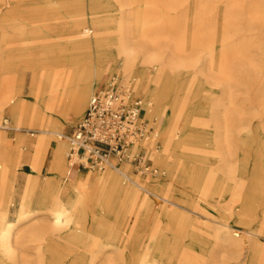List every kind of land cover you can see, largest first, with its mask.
I'll use <instances>...</instances> for the list:
<instances>
[{
	"label": "rangeland",
	"instance_id": "374dc122",
	"mask_svg": "<svg viewBox=\"0 0 264 264\" xmlns=\"http://www.w3.org/2000/svg\"><path fill=\"white\" fill-rule=\"evenodd\" d=\"M229 2L233 12L239 15L240 22L239 27L236 26L230 31L228 43L244 47L245 52L241 68L232 75L234 80L231 79L230 85L235 90L240 88L237 95L241 98L247 112L242 124L236 127L237 131L233 134L231 156L227 162L231 160V165L238 164L239 173L242 172L244 177H231V181L226 182L224 189L221 188L222 181L226 180L217 169L221 159L219 152L222 148L215 146L213 142L214 122L207 117L203 118L200 127H194L200 132V137L197 138L196 134H193L195 136L193 137L190 130L185 136L187 142L192 144L190 147L200 152L198 159L194 161V169L190 170L189 175L181 174L175 177L171 173L167 174L163 169L164 158L157 161L145 146H140L136 151L143 148L146 158H150L153 165L158 167L159 173L152 176L163 183L160 184L159 189H154L156 196L147 194V197L156 199L158 202L163 201L162 197L169 198L203 214V211L207 209L211 216L229 223L233 228L253 231L257 229L260 233L258 239L264 244V19L247 18L248 0H229ZM53 3V0H0V158L5 151H8L7 155L11 160L10 164L3 162L5 165L0 166V174H2L0 184L8 185L1 187L0 198L6 199L3 209L6 217L11 220L18 215L21 204L25 200L28 201L26 206L24 205L27 210L23 212L28 216L22 218L20 224L27 226L26 231L20 236L18 243L12 242L15 257L6 259L0 256V264H16L23 259L31 264H101L103 257L112 251H114L112 257L120 264H139L141 256L160 236L166 237L162 247L169 249L163 248V250L171 253L167 260L168 264L179 262L264 264V258L258 263L256 256L260 255L261 250H252L248 244L238 249L215 243L217 231L215 227L210 226L215 224L205 217L203 219L201 217L204 221V224H201L203 230H198L197 224L192 223L193 218H188L181 224L178 220L173 221L172 218L161 216L159 211H155L151 213L149 223L146 226H140L146 216L145 204L132 208L127 202L109 200L105 203L100 198L88 196L81 200L80 204L76 203L77 206L70 207L68 220L64 221L59 228L53 230L46 227L40 228L44 225L42 219L47 213L40 209L38 199L43 196V192H46V198L51 203L59 195L57 177L66 175V153L63 152L64 164L60 172L51 166V154L45 149H39L32 159L34 152L32 143L37 140V130L28 129L22 123L17 124V95L20 91L23 96L28 95L30 70L22 69L26 73V81L21 86L17 79V72L22 70H18L17 64L29 62L31 50H35V54L36 50H40L38 53L47 50H41L40 47L43 46L40 45L33 46L35 41L52 44L60 39V34L66 31L69 24L76 21L88 25L95 32L98 26L90 23L91 19L96 17L99 20H109L114 12L113 5L110 8L100 0H70L62 4V8L57 11L51 10ZM32 4L34 8H26V5ZM66 35L68 34L62 36ZM221 45V42L216 39L213 45L214 57H217ZM168 55L169 49L165 47L161 58L166 59ZM207 57L208 50L200 48L196 52L195 60L193 57L184 59L186 66L181 69L184 71L177 69L179 73L176 74L175 71L176 76L172 73V77L181 82L182 90L190 79L196 78L192 64L196 63L199 66ZM251 61H254V67H249L248 64ZM153 62L155 61H150L147 65L150 69L153 67ZM109 77L110 74H102L99 83L95 86L97 87ZM198 77L197 84L191 87L194 88L193 97L189 100L185 113L193 114L197 109L210 112L211 99L220 91L219 84L214 79L208 78L206 68L204 75ZM133 95V98L142 99V103L148 98L142 96L140 91H135ZM81 115L82 113L71 110L67 115L68 120L63 123L60 140L63 142L64 150L67 141L64 135H68L71 126ZM141 117L146 119L154 129L146 138L155 137V144H161L158 147L163 149L162 142L157 140L161 119L156 105H153L149 114L141 115ZM172 119L170 137L174 138L183 132L187 122L185 116L181 115ZM174 150L178 152V148ZM16 152L19 156L22 155L20 159ZM25 154L28 155L25 157ZM120 167L137 181H147L152 177L135 172L134 167L128 162L122 163ZM105 168L97 170L101 172ZM73 175L74 173L71 172L69 177L72 178ZM245 177V187L244 185L235 187L241 188L240 193H235L238 200L231 204L235 213L231 207L233 216L227 213L222 215L221 209L229 205L235 195L231 194V191L234 192L232 183H242ZM32 189L36 190L31 197ZM245 195H249L247 201H244ZM228 198V202H224ZM63 199L67 201L65 196ZM156 207L155 203L154 209ZM237 210L244 215L237 217ZM187 212L195 218L194 212ZM165 226L168 229L159 232ZM133 238L136 240H132ZM113 247L119 248L121 253H118V250L115 251ZM254 252L256 255L253 254ZM185 256L188 258H184Z\"/></svg>",
	"mask_w": 264,
	"mask_h": 264
},
{
	"label": "bare ground",
	"instance_id": "6f19581e",
	"mask_svg": "<svg viewBox=\"0 0 264 264\" xmlns=\"http://www.w3.org/2000/svg\"><path fill=\"white\" fill-rule=\"evenodd\" d=\"M68 1L70 0H53L55 4L53 3L51 10L57 11L62 8V4ZM100 1L109 5L110 8L113 5L115 13H112L109 20H99L93 17L90 23L98 26L97 31L94 32L88 25H83L78 21L73 22L68 25L65 32L60 34V39L52 44L35 41L33 46L40 45L43 46L40 47L41 50H47L40 53H38L40 50H36V54L35 50H31L29 62L17 64L18 70H30L28 95L23 96L22 91L17 95V124L22 123L28 129L37 130V140L32 143L34 147L32 159L39 149H45L51 154V166L60 172L64 164L63 152L67 155L68 151L67 134L64 135L67 139L65 150L60 140L61 129L63 123L68 120V113L71 110L83 113L87 98L92 94L95 85L99 83L102 74H110L109 79L113 80L126 98L132 99L135 91H140L142 96L148 97L141 105V115L149 114L153 105H156L160 114V134L157 140L162 142L163 149L158 147L161 144H155V137L146 138L149 132L144 138L130 145L127 153L135 152L140 146H145L157 161L164 158L163 169L167 174L171 173L175 177L181 174L189 175L190 170L194 169V161L198 159L200 152L190 147L192 144L187 142L185 136L190 130L192 136L196 134L197 138L200 137V132L194 127H200L203 118L207 117L214 122L213 142L215 146L222 148L219 152L222 160L220 159L217 164V169L226 180L220 183L221 188L224 189L226 182L231 181V177H244L242 172L239 173L238 164L232 163L231 165V160L230 164L227 162L231 156L233 134L237 131L236 127L242 124L247 112L241 98L237 95L240 88L235 90L230 85L232 75L241 68L245 52L244 47L228 43L230 31L236 26L239 27L240 22L239 15L233 12L229 0ZM33 5H26V8H34ZM247 18L250 20L264 19V0H248ZM65 34L68 35L62 36ZM216 39L222 45L217 57H214L213 45ZM165 47H168L169 55L166 59H162ZM200 48L208 50V57L199 66L196 63L192 64L199 75L194 71L196 78L190 79L182 90L181 82L173 78L172 73L176 76L179 71H184L181 70L186 66L184 59L193 57L195 60L196 52ZM150 61H155L152 63V69L147 66ZM248 65L254 67L255 63L251 61ZM205 68L208 78L214 79L219 84L220 91L211 99L210 112L197 109L193 114L185 113L189 100L193 97L194 88L191 87L197 84L198 76L204 75ZM25 75L23 70L17 72V79L21 86L26 81ZM171 89L172 94L170 95ZM140 100L142 102V99ZM179 115L185 116L187 127L178 137L173 138L170 137L172 118ZM175 148H178V152H175ZM7 154L8 151H5L3 157L0 158V166L5 165L3 162L11 163ZM16 155L19 156V153L16 152ZM27 155L25 154V157ZM66 155V175L57 177L59 195L51 203L46 198V192L42 193L45 197L41 196L38 199L40 209L47 213L42 219L44 225L40 227L41 229L59 228L64 221L68 220L70 207L77 206L76 203L80 204V201L88 196H95L105 203L109 200L127 202L132 208L145 204L146 216L140 226H146L151 213L155 211H159L161 216L172 218L173 221L178 220L181 224L188 218H193L192 223L197 224L198 230H203L201 224L205 217L215 224L210 225L217 231L215 243L238 249L248 244L252 250H261L260 255L255 254L257 251L253 253L257 256L258 263L263 260L264 244L258 239L260 233L257 229L253 231L252 229L233 228L229 223L211 216L207 209L202 210L203 214L169 198L162 197L163 201L158 202L156 199L147 197V194L156 196L154 189H159L160 184H163L155 176L141 182L131 178L121 167L105 166L106 168L101 172L97 169L74 171L71 178L68 173L69 169L67 170L70 164ZM21 156L20 154L19 159ZM35 185L37 186V183ZM241 185L245 187L246 177L242 183H232L234 192L231 191V194L240 193L241 188L235 187ZM7 186V184L6 186L0 184V190L1 187ZM35 190L32 189L31 197ZM63 196L67 197V201L63 199ZM236 197V194L233 195L230 204L221 209L222 215L225 213L232 215L233 210L235 213L231 204L238 200ZM248 197L249 195H245L244 201H247ZM5 200L0 198V256L13 259L15 253L12 242L18 243L20 236L27 228L20 224L21 219L28 216L23 214L27 210L24 205L26 206L28 201L25 200L21 204L18 215L11 220L4 213ZM228 200L229 198L224 202ZM155 203L157 204L156 209H154ZM187 211L194 212L195 218ZM242 214L237 210V217ZM164 229L168 228L165 226L159 232ZM165 238L158 237L153 246L141 256L139 264H168L167 260L171 253L163 250L162 245ZM113 248L121 253L119 248ZM113 254L114 251L105 255L101 264H120L114 260ZM16 264L31 263L23 259ZM178 264L186 263L179 262Z\"/></svg>",
	"mask_w": 264,
	"mask_h": 264
},
{
	"label": "built area",
	"instance_id": "2783aa9c",
	"mask_svg": "<svg viewBox=\"0 0 264 264\" xmlns=\"http://www.w3.org/2000/svg\"><path fill=\"white\" fill-rule=\"evenodd\" d=\"M141 105L140 98H126L112 79L101 82L67 135L68 173L105 166L120 168L128 162L141 175H156L158 167L146 158L143 148L134 153L126 151L154 130L141 117Z\"/></svg>",
	"mask_w": 264,
	"mask_h": 264
},
{
	"label": "crops",
	"instance_id": "0c3cea01",
	"mask_svg": "<svg viewBox=\"0 0 264 264\" xmlns=\"http://www.w3.org/2000/svg\"><path fill=\"white\" fill-rule=\"evenodd\" d=\"M72 173H74V171H73ZM15 179H16V181H17V174H16V176H15ZM15 184H16V182H15Z\"/></svg>",
	"mask_w": 264,
	"mask_h": 264
}]
</instances>
